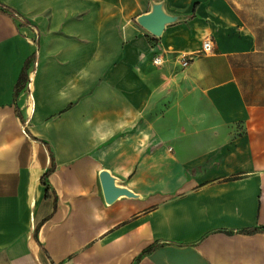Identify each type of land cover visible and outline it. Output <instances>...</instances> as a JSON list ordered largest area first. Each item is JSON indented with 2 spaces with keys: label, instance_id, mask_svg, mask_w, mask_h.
<instances>
[{
  "label": "crops",
  "instance_id": "1",
  "mask_svg": "<svg viewBox=\"0 0 264 264\" xmlns=\"http://www.w3.org/2000/svg\"><path fill=\"white\" fill-rule=\"evenodd\" d=\"M0 5V264H264V0Z\"/></svg>",
  "mask_w": 264,
  "mask_h": 264
},
{
  "label": "water",
  "instance_id": "2",
  "mask_svg": "<svg viewBox=\"0 0 264 264\" xmlns=\"http://www.w3.org/2000/svg\"><path fill=\"white\" fill-rule=\"evenodd\" d=\"M171 21V18L164 14L159 7L148 14L138 17V22L141 27L154 36H160L165 28V25ZM101 182L108 202L113 201L118 195L129 194L126 189H117L113 179L108 172L101 173Z\"/></svg>",
  "mask_w": 264,
  "mask_h": 264
},
{
  "label": "trees",
  "instance_id": "3",
  "mask_svg": "<svg viewBox=\"0 0 264 264\" xmlns=\"http://www.w3.org/2000/svg\"><path fill=\"white\" fill-rule=\"evenodd\" d=\"M0 11L7 14L8 16H10L11 18L17 19V14L11 10L10 8L0 5ZM33 58H34V53L31 55V57L27 58L25 60V63L22 67V70L20 72V75L18 77V80L14 86V92H13V101L16 102L19 94L22 91H25L27 84L29 82V69H30V65L31 63H33ZM15 112L17 114V116L20 118V120L22 121V123L24 124V119L20 113V111L18 110V108L15 109ZM49 172H46L42 177H41V184L46 186V182L45 179L48 176Z\"/></svg>",
  "mask_w": 264,
  "mask_h": 264
},
{
  "label": "built area",
  "instance_id": "4",
  "mask_svg": "<svg viewBox=\"0 0 264 264\" xmlns=\"http://www.w3.org/2000/svg\"><path fill=\"white\" fill-rule=\"evenodd\" d=\"M213 40L212 39H206L203 44H202V53H211L213 51ZM179 62H180V66L185 68L188 66L189 64V60L185 57V56H181L180 58H178ZM153 64L156 66H160L163 64V59L161 58V56H155L153 58Z\"/></svg>",
  "mask_w": 264,
  "mask_h": 264
},
{
  "label": "rangeland",
  "instance_id": "5",
  "mask_svg": "<svg viewBox=\"0 0 264 264\" xmlns=\"http://www.w3.org/2000/svg\"><path fill=\"white\" fill-rule=\"evenodd\" d=\"M134 22H135L136 24H139V22H138V17L135 18ZM139 25H140V24H139ZM150 34H151V33H150ZM31 37H32L34 43H38L37 36H36V34H35L34 31H33V35H32ZM157 37H158V36H156V38H157ZM30 66H31V65H30Z\"/></svg>",
  "mask_w": 264,
  "mask_h": 264
}]
</instances>
